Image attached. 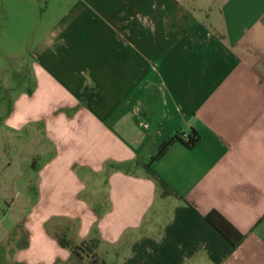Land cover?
I'll use <instances>...</instances> for the list:
<instances>
[{"label": "crops", "instance_id": "crops-1", "mask_svg": "<svg viewBox=\"0 0 264 264\" xmlns=\"http://www.w3.org/2000/svg\"><path fill=\"white\" fill-rule=\"evenodd\" d=\"M17 20L41 32L0 93V261L264 264V0H0Z\"/></svg>", "mask_w": 264, "mask_h": 264}, {"label": "rangeland", "instance_id": "rangeland-1", "mask_svg": "<svg viewBox=\"0 0 264 264\" xmlns=\"http://www.w3.org/2000/svg\"><path fill=\"white\" fill-rule=\"evenodd\" d=\"M45 8V7H44ZM38 22L28 21L26 23L20 22V20L10 22L7 26L8 30H4L2 23H0V93L5 91L12 82H14V77L16 72H22L25 75L27 86H32V71L30 69L31 65V49L35 43V38L41 32V28L38 29ZM3 27V28H2ZM43 30V29H42ZM6 76V77H5ZM17 91H14L11 98L14 99ZM11 109H14V102L10 103ZM0 110H3L0 108ZM2 147V146H1ZM10 149V153L7 149L0 148V173L5 172L9 168L8 161L13 163L10 167L11 174L20 173L19 167V156L23 153V150L19 153L17 150ZM19 149V148H18ZM24 154V153H23ZM10 194L8 195L11 202L15 200L14 207H17L21 203L20 196L16 195V186L11 183ZM6 222H9L7 219ZM0 264H5L3 260ZM8 264L10 262L8 261Z\"/></svg>", "mask_w": 264, "mask_h": 264}, {"label": "trees", "instance_id": "trees-1", "mask_svg": "<svg viewBox=\"0 0 264 264\" xmlns=\"http://www.w3.org/2000/svg\"><path fill=\"white\" fill-rule=\"evenodd\" d=\"M201 137L196 129H191L188 133L178 132L173 137L166 140L158 149L155 156L151 158V161L157 160L164 155L166 150L174 143L180 142L187 148H193ZM207 221L216 228L224 237H226L233 244L238 243L243 235L238 232L222 215L217 211H211L206 216ZM72 253L81 260L87 261V264H106L101 261L96 255L87 254L81 247H73Z\"/></svg>", "mask_w": 264, "mask_h": 264}]
</instances>
